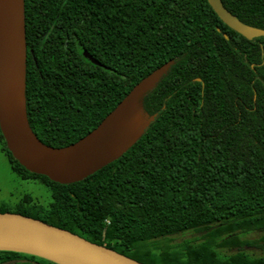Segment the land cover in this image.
I'll return each instance as SVG.
<instances>
[{
	"label": "trees",
	"instance_id": "trees-1",
	"mask_svg": "<svg viewBox=\"0 0 264 264\" xmlns=\"http://www.w3.org/2000/svg\"><path fill=\"white\" fill-rule=\"evenodd\" d=\"M221 2L264 30V0ZM24 19L25 112L48 145L78 140L140 79L172 63L142 98L151 117L142 133L79 181L26 170L0 132L11 170L39 179L50 196L41 204L25 194L0 212L146 264H264L239 236L264 228V35L232 30L207 0H24ZM188 231L199 235L173 240ZM23 258L56 264L0 250V264Z\"/></svg>",
	"mask_w": 264,
	"mask_h": 264
},
{
	"label": "water",
	"instance_id": "water-1",
	"mask_svg": "<svg viewBox=\"0 0 264 264\" xmlns=\"http://www.w3.org/2000/svg\"><path fill=\"white\" fill-rule=\"evenodd\" d=\"M229 28L247 38L264 30L247 25L221 0H207ZM83 56L100 65L86 50ZM166 62L140 79L99 123L78 140L42 142L25 112L26 40L24 0H0V132L11 155L26 170L66 184L79 181L119 158L151 119L142 98L166 73ZM0 250L35 255L56 264H146L77 233L16 212H0Z\"/></svg>",
	"mask_w": 264,
	"mask_h": 264
},
{
	"label": "rangeland",
	"instance_id": "rangeland-1",
	"mask_svg": "<svg viewBox=\"0 0 264 264\" xmlns=\"http://www.w3.org/2000/svg\"><path fill=\"white\" fill-rule=\"evenodd\" d=\"M25 194H29L41 204H47L50 199L48 189L39 179H24L11 170L3 144L0 141V203L15 204ZM196 235H199V233L188 231L172 238L177 242L183 238H191ZM261 235H264V231L249 233L245 237L256 239ZM262 244L264 247V242ZM263 247H246V250L254 256L264 255Z\"/></svg>",
	"mask_w": 264,
	"mask_h": 264
},
{
	"label": "flooded vegetation",
	"instance_id": "flooded-vegetation-1",
	"mask_svg": "<svg viewBox=\"0 0 264 264\" xmlns=\"http://www.w3.org/2000/svg\"><path fill=\"white\" fill-rule=\"evenodd\" d=\"M29 51H31V49H29ZM26 56H27V46H26ZM264 231V228L262 229H256V230H251V231H248V232H243V233H240L239 236H240V239L241 240H247V243L246 244H242L240 247L243 249L246 250V247H256V248H262L263 247V244L262 242H264V235H261L259 236L258 238H254V239H248L245 237V235L249 234V233H255V232H262ZM264 248V247H263ZM235 249H238L236 247H233V250ZM247 251V250H246ZM248 252V251H247ZM249 253V252H248ZM251 255V254H250ZM254 256V255H252ZM255 256H264V255H255ZM21 264H46L44 262H41V261H38V260H31V259H21L20 260Z\"/></svg>",
	"mask_w": 264,
	"mask_h": 264
}]
</instances>
